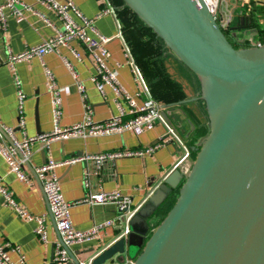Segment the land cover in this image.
Wrapping results in <instances>:
<instances>
[{
    "label": "crops",
    "instance_id": "1",
    "mask_svg": "<svg viewBox=\"0 0 264 264\" xmlns=\"http://www.w3.org/2000/svg\"><path fill=\"white\" fill-rule=\"evenodd\" d=\"M3 0H0V2ZM31 4L43 17L48 18L55 27H60L61 20L50 9L36 0H22ZM64 2L66 0H55ZM80 11L94 18V24L100 34L109 37L106 48L109 52L108 66L115 72L119 83L132 95L137 103L147 96L139 92V86L134 80L131 67L128 64L129 56L126 47L129 44L130 24L129 12L120 0H69ZM115 10V13L99 15L106 2ZM231 5L234 12L242 2L245 6L251 5V0H222ZM242 1V2H241ZM262 2V0H254ZM219 15L223 9L220 5ZM247 21V19H246ZM242 17L236 22L230 15L226 30L230 38L239 44L248 41L255 44L254 33ZM132 28V27H131ZM248 32L249 35H246ZM54 29L46 26L41 17L27 13L23 17L9 15L5 26L0 24V124L14 129L18 139L23 136H34L50 132L54 127L51 111L50 94L47 89V74L49 71L60 91V110L58 125L68 126L81 121L85 106L92 108V118L103 122L118 113L117 99L114 92L106 87L104 95L100 94L91 76L94 73V64L90 52L78 41H71L69 46L60 47V55L54 52L45 53L41 58L32 57L28 60L15 63L12 72L8 62L9 53H19L26 47L39 44L42 40L53 35ZM71 49L80 53L81 59H76ZM163 52L155 57L162 60V73H165L174 93L171 101L162 104V112L166 114L162 121L149 130L143 132L125 131L121 134L107 136L69 138L52 141L48 148L42 143L35 142L31 146L30 166L42 164L50 159L61 161L71 158H85L90 155L106 153L115 150L144 148L166 138L164 144L152 153L142 156L119 157L108 159L99 165L92 160H78L71 164L60 165L55 169L59 179L61 191L67 202H75L85 197L89 191L118 190L131 199L130 211L141 207L174 168V164L184 152L183 143L191 136V121L194 129L200 124H208L205 103L200 98L201 82L178 57L163 45ZM61 55L72 65L76 76L66 67ZM132 57L130 52V58ZM133 58V57H132ZM134 60V59H133ZM142 71V70H141ZM143 73V71H142ZM15 76L19 81L17 87ZM144 76V74H143ZM145 79V76H144ZM149 94V83L145 79ZM161 82V81H160ZM78 84L84 87L85 97L78 90ZM24 94L22 105L23 128L18 127L19 113L17 90ZM126 110L127 105L119 100ZM175 131L174 137H166L167 129ZM208 127V126H207ZM202 137L197 141H201ZM88 174L89 184H85V175ZM0 183L5 186L29 213L46 215L44 221L47 239L41 241L35 232L36 223L33 220H22L16 211L5 204L0 193V244L6 242L18 247V251L9 249L8 254L12 261L19 263L24 260L27 264H55L54 251L59 239L54 222L49 215L48 202L38 182L29 185L19 180L9 170V167L0 155ZM70 218L77 229H86L97 222L114 219L115 225L105 228L99 237L93 241L74 244L69 247L73 257L77 260H88L102 251L105 247L121 237L125 226L124 216L114 204L89 205L86 203L74 204L70 207ZM156 218L151 224L155 225ZM127 256L116 255L105 264H131Z\"/></svg>",
    "mask_w": 264,
    "mask_h": 264
},
{
    "label": "water",
    "instance_id": "2",
    "mask_svg": "<svg viewBox=\"0 0 264 264\" xmlns=\"http://www.w3.org/2000/svg\"><path fill=\"white\" fill-rule=\"evenodd\" d=\"M123 2L199 78L208 133L189 173L167 175L130 216L129 232L90 264L116 255L133 264H264V44L235 48L203 0Z\"/></svg>",
    "mask_w": 264,
    "mask_h": 264
},
{
    "label": "built area",
    "instance_id": "3",
    "mask_svg": "<svg viewBox=\"0 0 264 264\" xmlns=\"http://www.w3.org/2000/svg\"><path fill=\"white\" fill-rule=\"evenodd\" d=\"M36 1L52 10L59 17L61 20L60 27H55L48 18L43 17L31 4L25 3L22 0H3L0 2V24L2 27L5 26L6 18L9 15L23 17L25 14L31 13L41 17L46 26L54 29L53 35L42 40L39 44L28 46L23 51L16 54H8L7 62L12 72L15 74V63L28 60L32 57L41 58L48 52H54L60 55V47H67L71 41L76 40L80 42L92 56L94 73L91 76V81L94 83L98 92L102 95H104V89L106 87H109L114 92L117 99L118 113L112 115L103 122H97L93 120L92 108L87 104L81 121L68 126L58 125L57 121L61 114L60 91L51 73L46 71L47 89L50 94L51 111L54 120L53 129L47 133L34 136H23L21 139H18L15 136L14 129L12 127L0 124V155L6 161L9 170L13 172L19 180L29 185H32L34 182H38L40 184L48 202L49 215L54 222L59 236L54 251L55 264H90L92 258L88 260L76 259L73 261L68 252L69 247L74 244L86 243L97 239L105 228L115 225V220L107 219L97 222L86 229H77L72 224L70 218V207L79 203L103 206L109 204L116 205L121 212V216H124L126 222L122 231L123 235L129 232L127 222L130 216L137 209L130 211V197L122 194L118 190L89 191L82 199L72 203L67 202L63 197L55 169L60 165L71 164L81 159L92 160L99 165L108 159L142 156L152 153L156 148L162 146L166 138L163 137L157 143L144 148L115 150L90 155L85 158L79 157L61 161L50 159L42 164L33 166H30L31 146L35 142H40L45 148H48V145L52 141L56 140H65L75 137L86 138L89 136H107L112 134H121L125 131L143 132L152 129L156 123L162 121L163 107L161 103L153 99L149 94L141 69L135 64L133 58H130V49L128 46L125 48L127 52L126 55L129 56L128 64L131 67L134 80L140 88L137 95H140L142 92L147 94V96L140 103H137L135 98L130 95L119 83L115 72L108 66L107 59L110 54L106 48V43L110 40V38L99 33L94 24V18L84 15L80 9L69 0L62 3L55 0ZM203 2L207 5L209 11L215 16L221 29H226L230 20V14H222V16L219 15V7L222 0H203ZM107 13H115L114 8L108 1L106 2L105 7H103L99 12V15ZM71 52L76 59H81L79 52L74 49H71ZM61 58L66 67L75 77L76 73L71 63L62 55ZM15 83L18 87L19 81L16 76ZM78 90L82 97H85L84 87L82 84H78ZM24 97L25 96L22 91L18 89L17 100L19 128H23L24 126V120L22 118V105ZM119 100H123L126 103V110L122 107ZM166 134V137L169 139V137L175 136V131L173 128L169 127ZM182 143L184 152L174 164V168L179 169L181 173L186 176L191 169L193 159L190 155L189 149L185 145V142ZM85 184H89L88 174L85 175ZM0 193L4 198L5 204L13 208L20 219L35 221L36 234L41 241H46L47 233L44 225L46 215L38 216L29 213L16 201L13 194L1 183ZM124 211L125 213H122ZM9 249L18 251L17 246H13L8 242L0 244V264H27L24 260H20L19 263L12 261L8 254ZM131 264H133V262Z\"/></svg>",
    "mask_w": 264,
    "mask_h": 264
},
{
    "label": "trees",
    "instance_id": "4",
    "mask_svg": "<svg viewBox=\"0 0 264 264\" xmlns=\"http://www.w3.org/2000/svg\"><path fill=\"white\" fill-rule=\"evenodd\" d=\"M120 1L123 2V0ZM251 2V5L246 6L248 7V12H250V17L247 18L246 26H249L250 29L255 30V44H252L248 41H245L242 44L234 42L233 40L231 41V39L228 37V32L223 29V32L235 48H238V45L249 47L256 44H264V27L257 26V20L264 18V9L257 11V8H259L260 6H264V1L257 2L251 0ZM123 4L124 8L129 12V21L127 23L132 27H130L129 42H134V47L131 49L134 54L135 62L143 71L145 79L149 83L151 97L159 103H168L169 101H171V96L174 93V88H171V86L169 85L170 82L166 79L165 73H162L161 71L162 60L155 57L159 54V52H163V45L160 43V39L158 37H156L155 39H146L145 37L140 36V31L144 34L145 28H148L151 31L152 29L146 26L144 22L139 19V17H137V15L127 5H125L124 2ZM207 133L208 127L204 123H200L193 130L191 136L185 140V145L189 149L192 159H194L195 157L194 147L197 146V141ZM178 189L179 187L174 189L156 210L153 217V219L156 218V223L155 225H152V229L164 218L169 209L173 206L178 195Z\"/></svg>",
    "mask_w": 264,
    "mask_h": 264
},
{
    "label": "rangeland",
    "instance_id": "5",
    "mask_svg": "<svg viewBox=\"0 0 264 264\" xmlns=\"http://www.w3.org/2000/svg\"><path fill=\"white\" fill-rule=\"evenodd\" d=\"M243 1V0H242ZM241 1V2H242ZM262 1H264V0H262ZM264 3V2H263ZM245 4H246V2H242L239 6H238V9H237V11L236 12H234L233 10V8H231L232 6L231 5H228V4H226L224 1H222L221 2V6H222V9H223V15L224 14H230L231 16H233V17H235V20H236V22H238V20H239V17H242L243 19H244V21L246 22V19L247 18H249L250 17V12H248V7H246L245 6ZM264 6H260L259 8H257L258 10L257 11H260L261 9L263 10L264 8H263ZM257 26L258 27H264V18H261V19H258L257 20ZM251 30H253V29H250L249 31H251ZM246 33V35H249V33L248 32H245ZM140 36H143V37H145L146 39H155L157 36H156V34L153 32V31H151V30H149L148 28L146 29H144V34L140 31ZM255 36V35H254ZM228 37L230 38V36L228 35ZM160 39V38H159ZM231 39V41L233 40L232 38H230ZM160 41V43L162 44V45H164V42L160 39L159 40ZM128 47H129V49H130V52H131V55H132V57H133V59H134V62H135V58H134V54H133V51H132V49L131 48H133L134 47V42H129V44H128ZM239 47H246V46H241V45H238V48ZM135 50V49H134ZM135 64L137 65V63L135 62ZM143 74V73H142Z\"/></svg>",
    "mask_w": 264,
    "mask_h": 264
}]
</instances>
